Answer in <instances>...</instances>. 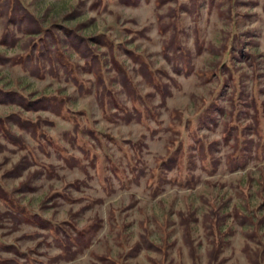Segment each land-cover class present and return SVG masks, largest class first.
Listing matches in <instances>:
<instances>
[{
  "label": "rangeland",
  "instance_id": "1",
  "mask_svg": "<svg viewBox=\"0 0 264 264\" xmlns=\"http://www.w3.org/2000/svg\"><path fill=\"white\" fill-rule=\"evenodd\" d=\"M19 1L32 18L8 24L0 57L24 54L37 23L57 42L46 34L48 54L30 64L40 77L0 64V88L63 106L0 103L1 117L20 114L41 133L8 121L18 147L0 129V183L26 211L0 201V264H264V0ZM63 29L97 49L106 104ZM101 35L118 45L113 61L92 42ZM76 233L79 250L54 243Z\"/></svg>",
  "mask_w": 264,
  "mask_h": 264
},
{
  "label": "trees",
  "instance_id": "2",
  "mask_svg": "<svg viewBox=\"0 0 264 264\" xmlns=\"http://www.w3.org/2000/svg\"><path fill=\"white\" fill-rule=\"evenodd\" d=\"M102 0H92L91 2V7H97L99 6V2H101ZM168 0H155V6H160L163 3H165ZM120 2L126 5H134L136 4L137 0H120ZM0 16L5 18L6 24L4 25V33L2 38L0 39V43L5 44L6 41V37L8 38L9 34L7 33L8 30V24L11 22L12 24H14L15 27H21V23H23L25 20H28L29 18H32V16L30 15V13L23 7V5L20 3L19 0H0ZM157 21L158 23L160 22L159 18L157 17ZM36 23V22H35ZM33 25V24H32ZM36 29V35H37V39L33 42H31V46L28 50H26L24 52V54H21L18 57L15 58H3L0 57V64L5 63L6 61L9 62L11 65H22L24 66V68H27V70L29 71V73L33 76H41V69L39 67H30V64L32 63V60L34 59V57H41L42 53L43 54H48V46H47V39H46V34L49 35L50 38H52V40H54L55 42H57V37L56 34L53 33L52 30L50 29H42V27L40 26V24H35L33 25ZM158 30H161L160 33H164L165 28L164 27H160ZM63 31L65 32L66 36H68L70 38V43L72 44V46L76 49V51L80 54L81 57H83L84 61H86V64H88V67H93L94 72L92 71V73L95 74L96 77V82L97 85L101 86V90H104V92H98L96 96V100L103 102L104 104H106L105 102V98L106 96H108V94L110 93V90L106 87L105 84H103V79L100 76V72H101V59L99 57V55L96 52V48H94L92 46V44L88 41V39H84L82 36H79L75 33H73L72 30H66L63 29ZM92 42L96 45H100L103 48H106L107 51L110 53V57H111V61H113V59H115V56L113 54V52L115 50H117L118 45L115 44L113 41L103 37L102 35L97 38H91ZM50 40V39H49ZM172 41L169 43V47H172ZM57 46V44H56ZM175 46V45H174ZM165 46H164V51H165ZM163 50V48H162ZM176 50V48L174 47V51ZM127 51V50H126ZM59 53V59L61 58V53L58 50H55V53ZM35 53V55H34ZM54 53V54H55ZM61 65L64 66L63 63L60 62ZM65 67V66H64ZM117 72L119 73L120 77L122 78L123 82H122V87L125 88L127 91L129 90V79L127 78V76L125 75L124 72L121 71V69H116ZM69 71V70H68ZM121 71V72H120ZM56 73V72H55ZM149 73L144 74L146 77H148ZM152 75V76H151ZM153 74L150 72V79L152 80L153 78ZM152 77V78H151ZM155 77V76H154ZM101 79V80H100ZM100 80V81H99ZM150 80V81H151ZM102 82V83H101ZM157 87V86H156ZM157 91L159 92V94L161 95L162 99L164 98V87L160 86L157 88ZM132 97V96H131ZM110 101V99H108ZM62 99H58L55 100L54 98L50 97H37L34 99H30V98H26L23 97L19 94H17L16 92H13L11 90H5L3 88H0V103L5 104V103H18L20 106H22L24 109H30V110H38L41 108H50L52 109V111L54 109V112L59 114L61 112V108H62ZM111 101H113L111 104L117 105V103L111 99ZM101 106L103 105V103L100 104ZM118 110H122L123 112H126V110H124L123 108H118ZM135 111L139 114V110ZM142 113V111H141ZM125 117L128 118V113H125ZM139 117V116H138ZM138 121H141V117H139L137 119ZM8 121L13 122L14 124H16L19 128H23L26 129L28 131L31 132L32 136L35 138H38L39 135H41V133L38 132L39 130V124L37 123V121H32V120H28L23 118L20 114H9L8 116H0V129L3 130L5 132L4 136L5 138L10 141L12 144H16L18 147H23V141L20 137L15 138L14 134H11L6 126V123H8ZM42 138V137H41ZM170 162H173V159H170ZM161 163H166V159H163L161 161ZM164 166H168V164H163ZM171 165V164H169ZM21 162H17L16 164H14L9 170H7L6 172H4V176H10V177H14L17 176L19 173V170L21 168ZM3 177V176H1ZM66 185H70L73 188L77 187V183H67ZM27 187V185L22 182L20 184H18V187L16 188L17 191H23L25 188ZM61 195V193H59ZM0 196H1V203L3 205H7L6 200L10 203L8 208L11 210H19L22 209L24 211V213H26V211L24 210L23 207L17 205V203L12 199V195L10 194V192H8L6 189L3 188V186L0 183ZM24 219H30L28 216H24ZM37 220V222H44L43 219L39 218V217H35ZM212 225L215 226V229L218 226V222L215 219H213ZM96 231V228L93 232ZM82 237V233H76L74 235V237L72 238L71 241L70 237L67 236L65 240L60 239L56 236L53 237L54 239V243L58 246V248H61L63 251L66 247H70L73 246L75 247L76 250L78 249L77 246V241L80 240V238ZM70 242L71 244H66L65 242ZM216 241H220L219 238H216ZM217 248L212 250V255L213 257L216 254ZM16 252V251H15ZM65 252V251H64ZM256 252V251H255ZM70 254H73V252ZM257 254V253H256ZM257 257L261 258V255H257ZM14 263L16 264H24V263H20L18 261L12 260ZM251 263V262H250ZM253 264V263H251ZM255 264V263H254ZM258 264V263H257Z\"/></svg>",
  "mask_w": 264,
  "mask_h": 264
}]
</instances>
